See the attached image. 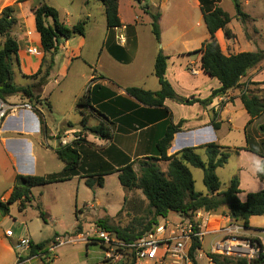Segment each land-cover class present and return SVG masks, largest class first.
I'll use <instances>...</instances> for the list:
<instances>
[{
	"label": "crops",
	"instance_id": "1",
	"mask_svg": "<svg viewBox=\"0 0 264 264\" xmlns=\"http://www.w3.org/2000/svg\"><path fill=\"white\" fill-rule=\"evenodd\" d=\"M16 1L13 0L10 5L14 7L13 17L16 20L12 30L17 31L21 25L25 24L26 34L22 32L18 36V42L16 41L19 47L18 59L17 62H13L12 70L15 67L21 78L32 81L33 85H16L14 71L13 84L18 87L31 88L38 98L37 101L31 102L20 95L7 96L5 99L7 105L26 103L31 106V110L8 112L6 119L0 125V200L2 201H5L11 193L17 175L47 176L60 173L64 164L57 159L54 151L58 145L71 144L77 139L75 134L81 131V117L77 113L79 121L75 122V125H79L80 130L72 137H70L72 131H66L67 128L71 127L69 122L64 123L66 128L63 129V132L52 131L48 126L47 115L51 113L52 107L47 99L42 100L40 94L44 92L52 78L56 90L61 94H63V91L67 92L68 81L73 84L74 88L71 91L70 101L73 100L75 105L87 88L96 84L113 93L115 97L129 99L124 92L126 88L133 87L150 92L159 90L158 81L153 74V66L155 57L158 51L161 50L163 55L169 58L165 78L178 96L205 100L214 90L220 88V84L216 79L208 77L200 69L201 55H188L198 50L202 43L208 39L204 22L201 23L203 18L198 0H140V2L119 0L118 17L121 26L112 30L106 27L104 8L98 0L87 2L82 0H60L59 4H56V0H27L22 3H16ZM253 1L244 0L245 4H250ZM43 3L55 8L58 12L59 21L69 29L78 23H84V35L74 36L58 45L48 76L45 82L39 85V78L29 79L27 77L37 72L43 57L40 38L34 28V11ZM145 4L151 14L159 13V44L151 33L150 15L142 10ZM215 6L224 11L220 7V0L217 1ZM195 11L200 13L195 26L197 28L202 27L204 33L196 34L194 32L191 16L195 14ZM227 15L230 18L227 28L230 30L232 37L225 38L221 30L215 33V39L222 53L229 56L243 52H256L258 49L253 50L250 46L254 39L246 36L245 31L246 24L248 22L254 23L255 17L246 14L247 19L242 23L236 18L235 11L232 14L227 13ZM95 16H97V20H95ZM237 21L241 25L237 34L243 35L239 38L230 27L233 22ZM48 23L51 24L52 21L48 19ZM12 30L10 35H12ZM165 32L172 35L171 40L163 39ZM27 34L32 36L28 38ZM87 38L96 40L97 55L84 61L89 70H81L79 74L75 70L72 72L70 70L74 63L81 60L83 62L84 52L85 54L88 53ZM174 42L178 43V49H170L173 54L166 53L164 49L174 44ZM194 43L197 44L195 47L188 48ZM26 47L35 48L37 54H28V48L26 49ZM23 49H26V51ZM58 54L62 57L61 61L57 58ZM92 66L95 69H92ZM59 79L61 80L59 81ZM35 88L38 89L37 92L34 91ZM254 89H256L255 92ZM244 92L258 96L261 93L264 97V61L255 68L250 69L240 79L239 86L236 89L215 97L207 106H201L197 103L185 106L170 100L164 101V108L169 112L171 123L177 124L179 121H183L181 131L173 136L167 155H173L185 148H199L210 143L220 146L223 148L222 151H228L227 163L216 169L217 177L218 171H225L224 189H221L220 183L219 191H226L232 178L237 177L240 190L237 197L241 202H245L248 194L264 190V183L256 177V171L264 159V132L259 130V126L264 123V118L261 115L250 121L239 99ZM64 106H67L66 102ZM37 113H41L43 116L46 132L42 131ZM91 120L94 121L93 125ZM212 120L219 125L218 129H213ZM98 122L97 117H91L88 126H95ZM140 122L145 121L135 117L128 124L124 122L116 123L113 138L109 141L98 139L88 133H86V136L83 135L82 138L85 139L86 143H82L78 148L81 153L79 175L69 181L34 187L30 190L32 192L34 189H39L40 200L38 202L41 211L38 213V217L42 214L43 218H40L46 221H50L52 218L56 220L59 217L58 197H55V200L53 199L51 202L46 199L47 193L57 190L60 187L59 185H66L74 179H78L79 182L85 184L84 176L99 174L108 168L117 169L127 161L134 162V158L141 160L151 156L155 141L163 132L164 121L147 123L146 127L139 125ZM50 140H53L52 145ZM90 147H95L97 150L91 153ZM236 148L242 150L235 152ZM197 151H201L204 155L202 149ZM50 166L54 167L53 171L49 169L52 168ZM106 166L108 167L105 168ZM117 175L118 173L104 176V184L106 178L111 176L117 178ZM43 191L44 193H42ZM94 200L97 204L98 200L96 201V198ZM224 211L227 212L225 209ZM201 213L206 217L208 216V230H214L225 223L224 218L218 215V223L216 221L215 224L212 223L211 225L209 223L211 214ZM170 214L176 215L178 219L180 217V214L177 213ZM259 217L264 219V215ZM249 220L248 228H243L240 222H231L240 227L238 232L240 236L258 240L264 250V223L262 226L252 228ZM16 224H18V227L12 231L10 226ZM77 227L73 229L71 234H63L75 237L76 242L55 249L50 264H106L104 263L103 249L93 239L91 241L86 238L82 227L76 230ZM8 230L12 231V237L5 236V232ZM55 236H61V234H55ZM25 237L31 243L36 244L32 241L23 219L18 221L17 219L11 220L7 216L0 217V264H17L15 245L19 239ZM208 237H211L209 241L211 243L216 236L210 234ZM52 239L45 242L49 244ZM27 252H23V254L25 255Z\"/></svg>",
	"mask_w": 264,
	"mask_h": 264
},
{
	"label": "trees",
	"instance_id": "2",
	"mask_svg": "<svg viewBox=\"0 0 264 264\" xmlns=\"http://www.w3.org/2000/svg\"><path fill=\"white\" fill-rule=\"evenodd\" d=\"M27 0H17L16 3H22ZM89 1V0H82ZM103 8L107 29H115L121 26L118 17L119 0H98ZM140 2V0H134ZM201 6V14L204 25L208 32V39L202 43L201 47L189 53L188 55L200 54V69L212 79H216L220 88L214 90L205 100L195 98H182L172 89L165 78L167 56L159 50L153 66V74L158 81L159 90L156 92L144 91L139 88H126V96L115 97L113 93L102 86L96 84L89 86L86 92L78 98L75 105L76 113L81 117V131L75 134V139L71 144L58 145L55 149L57 159L64 164L62 171L58 174L47 176H19L14 179L11 193L5 201L0 200V217H6L9 214V206L18 203L19 211H23L26 204L30 202V190L34 187L45 186L49 184L62 183L78 176L81 165V153L79 146L86 143L85 139L80 137L82 133H88L98 139L109 141L113 138L114 125L116 123L128 124L135 117L143 119L139 125L144 127L147 123L164 121L162 134L157 138L154 144L151 156L139 160V175L133 169L134 162L127 161L119 168H108L99 174L84 176L85 185L89 189L94 187H103V177L118 173L117 179L124 190L137 189L141 192L149 207L153 210V220L150 225H156L157 218H166L170 213H177L185 217L201 211L206 214H216L219 210L227 211L230 221L240 222L243 228H248L250 217L264 215V190L258 193L248 194L245 202L238 199L239 181L237 177L232 178L226 191L220 192V182L216 176L215 170L223 167L229 158L228 151H222L220 146L210 143L199 148H185L168 156L167 151L170 148L173 136L181 131L183 121L177 124L169 120V112L164 108V101L170 100L185 106L199 104L207 106L212 99L227 93L229 90L236 89L239 81L246 73L258 66L264 61V51L243 52L236 55L226 56L222 53L220 46L215 39V33L221 30L224 37H232L227 28L230 18L215 4L218 0H198ZM236 18L242 23L247 19L245 13L241 10L240 0H231ZM142 10L150 15L151 33L160 43V30L158 25L159 13L151 14L148 6L145 4ZM14 7H4L0 12V100L5 102L7 96L21 95L28 101H37V96L29 87H18L13 84V62L18 59V43L10 32L16 23L13 17ZM48 19L52 21L48 23ZM34 28L40 38V47L43 54L40 68L29 79H35L42 74L43 60L49 58L48 67L44 70L42 78L48 76L49 70L53 64V56L56 53L58 45L74 36L84 35V23H78L73 28H67L59 21L58 12L55 8L43 3L34 11ZM254 85V84H252ZM240 102L250 118V121L260 117L264 113V97L244 92L240 95ZM42 131L46 132L44 119L41 113H37ZM91 117H97L99 122L95 126H88ZM249 121V122H250ZM213 129H218L219 125L213 120L211 122ZM259 130L264 132V123L259 126ZM202 149L206 157L202 161L196 153ZM239 148L234 151L238 152ZM158 162L166 164V171H161ZM106 166L105 168H107ZM190 168L202 170V183L207 194L202 195L194 192V180ZM256 177L264 183V159L261 161ZM83 178V177H82ZM42 214H41V216ZM115 233L116 237L126 243L140 238L141 234L134 236L126 230L109 229ZM149 228H146V231ZM259 246V253L256 259H233L223 258L208 254L207 258L212 264H264V251L258 240H255ZM48 242L31 243L25 258L34 256L43 252ZM200 249L199 243H194L190 256L193 264H197L193 252ZM25 260V259H24ZM22 259H19V262ZM18 263V262H17ZM106 264H114L104 259ZM123 264H135L134 260L129 258Z\"/></svg>",
	"mask_w": 264,
	"mask_h": 264
},
{
	"label": "rangeland",
	"instance_id": "3",
	"mask_svg": "<svg viewBox=\"0 0 264 264\" xmlns=\"http://www.w3.org/2000/svg\"><path fill=\"white\" fill-rule=\"evenodd\" d=\"M59 1L60 0H56V4H59ZM12 3L13 0H0V12L4 7L10 6ZM241 3H242V8H241L242 12L255 17L254 23L248 22L245 26L246 36L254 39V41L250 43V46L252 47L253 50L258 49L257 51H264V0H254L250 4H245L244 0H242ZM220 7L228 14H232L234 12V8L231 0H220ZM198 14L200 13L195 11V14L191 16V21L193 19L192 25L194 27V32L196 34L200 32L204 33V31H202L203 30L202 27L197 28L195 26L198 18ZM97 19H98L97 16H95V20ZM201 23L203 24V21H201ZM240 26H241L240 23L237 21V22H233L230 27L232 28L234 33L237 34L238 28H241ZM25 31H26V27L25 24H23L17 31L12 30L11 36L12 38H14V40L18 42V36L21 35L22 32L26 34ZM30 36L27 34L28 38ZM171 36L172 35L170 33L165 32L163 34V39L171 40ZM237 36L238 38L239 36L243 37L242 34L240 35L237 34ZM2 41L3 39L0 38V43ZM86 42L89 50L88 53L86 54L84 52L83 56L85 60L83 59V62L87 61V59H91L92 56L93 58L96 57L98 52V49H96V43H97L96 40H91L87 38ZM243 43L245 44V42ZM196 45L197 44L194 43L188 48L191 49V47H195ZM178 47H179L178 43L174 42V44L169 45V47L165 48L164 50L168 54H173L171 52L172 50L170 49L177 50ZM27 48L28 47H26V49ZM222 48L224 49L223 45ZM26 49L23 50L26 51ZM57 58L59 61L62 60L60 54L57 55ZM43 62L44 63L42 67V74L36 77L39 78L38 80L39 85H42L46 80V78H42V76L44 70L48 67L49 58L46 57V60H43ZM83 62L81 60L78 61L77 63H74L70 71L73 72V70H75V72L79 74L81 73V70H89V67L85 64V62L84 63ZM91 68L95 69L94 66H92ZM13 71H14V82L16 85H21V86L33 85L32 81L21 78L15 67ZM60 80L61 79H59V81ZM73 88H74L73 84L68 81L67 92L63 91V94H61L59 93V91L56 90L52 78L48 82L44 92L40 94L42 100L47 99V101L52 107L51 113L47 115L48 126L51 128L52 131L63 132L64 131L63 129L66 128L64 123L69 122L71 127L67 128L66 131H72L70 137H72L77 131L80 130L79 125H75V122L79 121V116L75 112V102H73V100L70 101V95ZM34 91L37 92L38 89L35 88ZM255 91L256 89H254V92ZM259 96L262 97V94L260 93ZM65 102L67 106H64ZM262 115L264 118V113ZM65 117L67 120L65 119ZM91 123L93 125L94 121L91 120ZM83 135L86 136V133H82L80 137H83ZM50 144L51 145L53 144V140H50ZM96 150L97 148L90 147L91 153H94ZM196 153L200 156L202 161H205V157L201 153V151H197ZM139 160L140 159L134 158L133 169L137 175H139V165H138ZM158 165L161 171L164 172L166 169V164L163 162H158ZM49 169L53 171L54 167ZM190 171L194 180V192L205 195L206 189L202 183V177H203L202 170L190 168ZM224 172L225 171H218V177L221 183V189H224L223 186L225 179ZM59 186L60 187H58L57 190L49 191L46 195V199H48L49 202L53 201V199L55 200V197H58L57 209L60 215L58 218H56V220L52 218L51 219L52 221L51 220L46 221L38 217V213H40L41 211L40 204L38 202L40 200L38 195L39 194L38 188L34 189V191L30 193L31 196L30 202L26 204V207L24 208L23 211H19L18 203H14L9 206V214L7 217L10 218L11 220L17 219L18 221L20 219H23V221L26 223L28 232L31 235L33 242L36 243L45 242L53 238L55 234L57 235L61 234V236L63 234H71L73 229H75V227L77 226L78 227L76 228V230H79L80 227H82L84 230L83 233H85L86 238L90 240L93 239L94 232L98 228H104V227H107L109 229L114 228L118 230L127 229V232H130V234L134 236L141 234L140 237H142L147 233L154 232L155 228L158 225H163L165 221V218L164 219L157 218L156 219L157 224L150 225L153 220V210L149 207L148 202L145 200L141 192L137 189L124 190L120 186L118 179L114 176L106 178L105 184L102 188L94 187L93 189H89L85 184L79 182L78 179H74L66 185H59ZM42 193H44V191ZM94 198H96V201L98 200L97 204L95 203ZM195 213L191 214L188 217L180 215L179 219H183V220L187 218L189 220L196 219ZM218 215L225 218L228 217L225 211L219 210L216 214H211L209 216L210 217L209 223L211 225L212 223L215 224L216 221L218 223L219 220ZM207 217L204 216L201 218L207 219ZM167 219L172 224L174 222H178L179 220L178 217L174 214L168 215L166 220ZM230 223L233 224L231 221ZM263 223H264V219L259 216L251 217L249 220V224L252 228L262 226ZM17 227L18 224H16L15 226L11 225L10 229L14 231ZM146 228L149 229L146 231ZM232 234L241 237L239 233L236 232L235 230L233 231ZM63 236H69V235H63ZM210 240L211 237L207 236L204 238L203 244L200 248V252L196 254L195 261L197 262V264H209L208 263L209 261H207L208 260L207 255L211 254L210 253L211 243L209 242ZM111 262L115 264H123L126 262V260L120 262L112 260Z\"/></svg>",
	"mask_w": 264,
	"mask_h": 264
},
{
	"label": "built area",
	"instance_id": "4",
	"mask_svg": "<svg viewBox=\"0 0 264 264\" xmlns=\"http://www.w3.org/2000/svg\"><path fill=\"white\" fill-rule=\"evenodd\" d=\"M27 53L36 55L37 50L28 48ZM18 110H31V106L26 103L7 105L0 100V125L6 119L8 112ZM201 217L204 215L198 211L195 213L196 219H179L173 224L165 220L163 225L155 228L154 232L147 233L128 243L118 239L112 231L98 228L94 232L93 240L103 249L105 259L110 262L112 260L120 262L131 258L135 264H193L190 256L193 244L197 242L201 248L204 238L210 234L216 236L210 244L212 255L248 261L257 258L260 251L257 242L254 239L232 234L234 230L239 232L240 227L231 224L229 217H223L225 223L214 230L207 229L208 217L207 219ZM5 236L12 237V231H6ZM73 242H76L75 237L55 236L43 252L25 258L27 254L24 255L23 252L29 250L31 242L26 237L21 238L15 245L17 264H50L55 249ZM198 252L200 249L194 250V259ZM19 259L22 261L19 262Z\"/></svg>",
	"mask_w": 264,
	"mask_h": 264
}]
</instances>
